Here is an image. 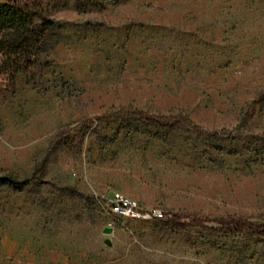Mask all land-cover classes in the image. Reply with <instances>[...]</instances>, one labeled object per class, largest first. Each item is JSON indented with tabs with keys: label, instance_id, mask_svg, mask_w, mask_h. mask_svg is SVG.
<instances>
[{
	"label": "rangeland",
	"instance_id": "rangeland-1",
	"mask_svg": "<svg viewBox=\"0 0 264 264\" xmlns=\"http://www.w3.org/2000/svg\"><path fill=\"white\" fill-rule=\"evenodd\" d=\"M53 2L55 65L37 88L20 75L8 92L0 75V175H43L0 191V264H264L256 235L147 217L264 222V143L235 139L264 132V0ZM122 108L182 115L206 137L108 121ZM114 192L144 217L112 218Z\"/></svg>",
	"mask_w": 264,
	"mask_h": 264
},
{
	"label": "trees",
	"instance_id": "trees-1",
	"mask_svg": "<svg viewBox=\"0 0 264 264\" xmlns=\"http://www.w3.org/2000/svg\"><path fill=\"white\" fill-rule=\"evenodd\" d=\"M52 1L56 4L61 3V0L0 2V75L6 77V91L8 92L14 91L16 79L20 75L25 78L28 86L37 88L44 74L55 65V61L48 55L47 43L57 23L45 16L46 9ZM35 19L37 22H34ZM251 105L256 107L258 102L254 101ZM107 118L110 122L133 119L167 132L186 127L198 136L206 137L199 126L182 115L156 116L139 110L122 108ZM235 139L247 146L257 145L264 143V132L262 136H237ZM211 149L226 152L225 148L218 146H212ZM236 153L229 152L231 155H236ZM42 183L43 175L37 173L22 179L10 174L0 175V191L8 189L21 193L30 186H39ZM65 190L75 192L70 188H65ZM152 220L161 221L178 231L199 228L208 233L226 236L252 234L264 240V222H255L235 214L213 217L199 213L177 214L168 211L162 213L161 218H152Z\"/></svg>",
	"mask_w": 264,
	"mask_h": 264
},
{
	"label": "built area",
	"instance_id": "built-area-1",
	"mask_svg": "<svg viewBox=\"0 0 264 264\" xmlns=\"http://www.w3.org/2000/svg\"><path fill=\"white\" fill-rule=\"evenodd\" d=\"M108 209L111 217L114 219L138 220L144 217L139 212L136 203L128 198H125L120 193H112L108 203ZM147 217L149 219L161 218L162 214L158 212L153 213L152 215H147Z\"/></svg>",
	"mask_w": 264,
	"mask_h": 264
},
{
	"label": "crops",
	"instance_id": "crops-1",
	"mask_svg": "<svg viewBox=\"0 0 264 264\" xmlns=\"http://www.w3.org/2000/svg\"><path fill=\"white\" fill-rule=\"evenodd\" d=\"M4 1H7V0H0V2H4Z\"/></svg>",
	"mask_w": 264,
	"mask_h": 264
}]
</instances>
